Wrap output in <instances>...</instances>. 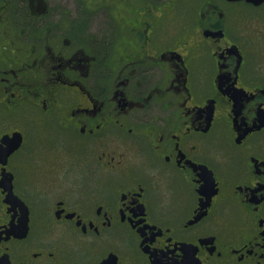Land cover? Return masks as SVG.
I'll list each match as a JSON object with an SVG mask.
<instances>
[{
	"label": "flooded vegetation",
	"instance_id": "1",
	"mask_svg": "<svg viewBox=\"0 0 264 264\" xmlns=\"http://www.w3.org/2000/svg\"><path fill=\"white\" fill-rule=\"evenodd\" d=\"M71 3L0 0V264H264V0Z\"/></svg>",
	"mask_w": 264,
	"mask_h": 264
},
{
	"label": "rangeland",
	"instance_id": "2",
	"mask_svg": "<svg viewBox=\"0 0 264 264\" xmlns=\"http://www.w3.org/2000/svg\"><path fill=\"white\" fill-rule=\"evenodd\" d=\"M58 8V5L60 6V9L63 8L64 6L69 8L71 7L70 5L74 2L71 3L72 0H51ZM57 17L60 18V15H56Z\"/></svg>",
	"mask_w": 264,
	"mask_h": 264
},
{
	"label": "water",
	"instance_id": "3",
	"mask_svg": "<svg viewBox=\"0 0 264 264\" xmlns=\"http://www.w3.org/2000/svg\"><path fill=\"white\" fill-rule=\"evenodd\" d=\"M248 1H251V2H254V3H259L262 0H248Z\"/></svg>",
	"mask_w": 264,
	"mask_h": 264
}]
</instances>
